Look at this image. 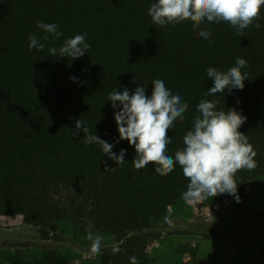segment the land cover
I'll return each instance as SVG.
<instances>
[{"label": "trees", "instance_id": "1", "mask_svg": "<svg viewBox=\"0 0 264 264\" xmlns=\"http://www.w3.org/2000/svg\"><path fill=\"white\" fill-rule=\"evenodd\" d=\"M155 0H0V207L18 209L23 224L39 230L43 240L57 239L61 224H78L87 231L111 236L122 249L102 255L100 264H150L147 248L153 226L185 201L188 180L177 165L167 176L154 165L133 167L135 149L120 140L111 92L133 93L145 86L151 95L154 79L189 105L184 121L167 133L168 154L183 148V136L193 127L201 99L219 100L218 110L235 108L246 122L258 155V167L237 173L239 202L230 195L229 210L239 219L249 185L264 178V7L260 28L239 36L227 23L201 25L212 33V43L199 38L190 21L176 26L154 25L148 9ZM38 22L56 23L60 39L49 35L46 47L29 50V34L46 33ZM87 34L88 53L72 60L51 56L65 39ZM43 42V41H42ZM237 57L249 62V80L242 90L205 96L213 86L206 69L226 71ZM70 77H75L73 81ZM92 134L110 144L117 155L125 150L119 167L97 144L86 145L84 133L72 136L76 119ZM116 168L105 171V165ZM189 264H208L187 249ZM11 264H71L58 252L42 257L17 251ZM237 264V263H231ZM259 264H264V248Z\"/></svg>", "mask_w": 264, "mask_h": 264}, {"label": "clouds", "instance_id": "2", "mask_svg": "<svg viewBox=\"0 0 264 264\" xmlns=\"http://www.w3.org/2000/svg\"><path fill=\"white\" fill-rule=\"evenodd\" d=\"M264 0H155L148 9V15L154 25L165 27L176 26L190 21L193 29H199V38L212 43V33L201 28L205 23H227L236 30L237 35L243 36L244 30L260 28L261 8ZM37 28L46 35L38 38L37 34H29V50H43L49 35L60 39L63 33L58 31L56 23L38 22ZM87 34H76L65 39L59 48L48 49L51 56L67 57L72 60L82 57L91 48L87 42ZM43 41V42H42ZM249 62L237 57L235 65L226 71L214 67L206 69L207 77L213 86L205 96L229 93L233 89L242 90L249 73L245 70ZM73 81L75 77H70ZM151 95L146 94V87H137L133 93L125 88L123 92L113 91L108 96L114 110L120 140H127L135 149V158L131 161L136 170L154 165L155 173L167 176L178 165L183 176L189 181L182 198L189 204H196L214 198L218 195L229 194L239 202L237 173L252 171L258 167L255 159L258 155L253 144L239 131L246 122L235 108L227 111L218 110L219 100L201 99L197 105L193 127L183 136V148L175 152L174 157L168 154V145L172 142L167 135L175 126V122L184 121L185 112L189 105L179 94H173L162 79H154ZM83 131L86 145L97 144L104 155L122 167L125 164V150L117 155L110 144L92 134L86 122L76 119L75 129H70L72 136H78ZM117 168V167H116ZM116 168L105 165V171H115ZM171 223V221H168ZM86 240L90 241V254L99 255L103 247V236L92 231L91 222L87 229ZM112 254L122 252L119 246H113ZM130 264H140L137 257L129 258Z\"/></svg>", "mask_w": 264, "mask_h": 264}, {"label": "rangeland", "instance_id": "3", "mask_svg": "<svg viewBox=\"0 0 264 264\" xmlns=\"http://www.w3.org/2000/svg\"><path fill=\"white\" fill-rule=\"evenodd\" d=\"M229 201L230 195L222 194L196 204L181 201L171 208L150 232V264H189L190 248L208 264H259L264 248V178L247 187L239 219L230 213ZM55 235L57 239L43 240L38 229L23 224L20 210L0 207V264H11L17 251L36 257L58 252L71 264H100L105 252L119 246L113 237L103 236L100 254L92 256L87 231L78 224H61Z\"/></svg>", "mask_w": 264, "mask_h": 264}]
</instances>
